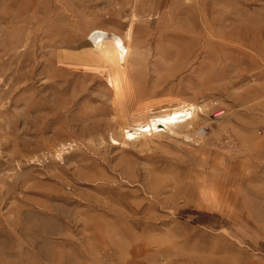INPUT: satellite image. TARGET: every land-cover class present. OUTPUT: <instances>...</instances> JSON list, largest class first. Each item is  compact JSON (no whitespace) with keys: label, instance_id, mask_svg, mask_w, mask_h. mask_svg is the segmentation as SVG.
Instances as JSON below:
<instances>
[{"label":"rangeland","instance_id":"1","mask_svg":"<svg viewBox=\"0 0 264 264\" xmlns=\"http://www.w3.org/2000/svg\"><path fill=\"white\" fill-rule=\"evenodd\" d=\"M0 264H264V0H0Z\"/></svg>","mask_w":264,"mask_h":264},{"label":"bare ground","instance_id":"2","mask_svg":"<svg viewBox=\"0 0 264 264\" xmlns=\"http://www.w3.org/2000/svg\"><path fill=\"white\" fill-rule=\"evenodd\" d=\"M131 31H132V24L129 25V28H128V39L129 40H130V36H131ZM245 33L246 32L244 31V33L241 32L240 36H236V37L231 36V37L235 40H244V38H246ZM256 36H258V35H256ZM252 39L254 40V38H252ZM127 50H128V48H127ZM86 52H87V55L89 54V56L98 60L99 62L101 61L104 64V66H102V67H105L104 76L107 79L110 78L111 76H116L117 81H118L116 93L118 94V90L120 88H124L123 84L125 81L127 82V80H128V78H127L128 77V74H127L128 71H127V67L125 64L126 57H119L117 54H112L109 52L97 51V50H88V51L86 50ZM90 64H92V63H90ZM100 68H101V66H100ZM109 68L114 70V72H115V74L113 73L114 75L112 74V72ZM96 69H98V68H96ZM90 70H92V69H90ZM102 70H103V68H102ZM130 92H129V94H130ZM141 108H142V110H140L138 108V110H137L138 112H136V113L132 112L133 116L129 118V122L123 128V129L128 130L127 132H130L131 136L134 135V136H132V137H134V139H136L139 135L142 136L147 131H153L155 129V127L158 126V123H157L158 120L163 122V124L162 125L159 124V126L169 127L170 129H172V131L175 135L181 134L179 130H177L176 128L175 129L173 128L172 120L169 119L168 117H165L163 115H158V116L152 117V116L148 115L149 110L152 109L154 112H157L158 108H159V110L161 109V106H159L158 108H154V106H153V108H152L151 104L150 105L145 104ZM137 113H140V114L136 115ZM144 114H146V116ZM221 114L222 113H220L218 115L220 116ZM190 120H191V118L189 116H187L186 114H180L178 116L179 127H181L182 125L187 126V130H188L189 128L192 127V123L190 122Z\"/></svg>","mask_w":264,"mask_h":264}]
</instances>
